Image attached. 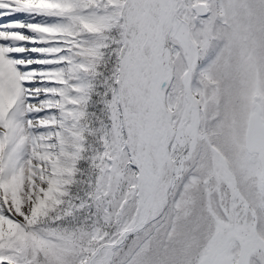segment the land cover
Instances as JSON below:
<instances>
[{"label":"snow or ice","instance_id":"6c2138e0","mask_svg":"<svg viewBox=\"0 0 264 264\" xmlns=\"http://www.w3.org/2000/svg\"><path fill=\"white\" fill-rule=\"evenodd\" d=\"M0 51L18 74L3 85L0 264H33L53 229L71 240L86 199L99 213L115 195L100 182L80 195L77 161L105 179L131 173L146 198L147 161L178 142L169 108L198 109L211 79L234 85L249 51L264 63V0H0Z\"/></svg>","mask_w":264,"mask_h":264},{"label":"rangeland","instance_id":"374dc122","mask_svg":"<svg viewBox=\"0 0 264 264\" xmlns=\"http://www.w3.org/2000/svg\"><path fill=\"white\" fill-rule=\"evenodd\" d=\"M39 1H43V5L50 3V0ZM44 22L50 21L46 18ZM205 55L212 59L216 53L209 48ZM239 56L240 53H234L232 62L237 63ZM204 59L202 56L201 63ZM199 70L194 67L190 73L186 69L184 72L194 82H199L200 77H194ZM17 76L0 51V119L11 107L12 99L4 90V82H15ZM210 82L216 90L207 94L201 90L203 98L197 99L198 109L194 108L189 114L181 110L179 103L169 108L170 115L178 121L175 128L178 142H173L167 154L163 153L160 170L159 153L147 161L150 182L159 171L160 177L146 220L124 238L125 232L138 223L140 212L149 203L150 185L146 198L141 199L137 191L139 185L134 182L129 228L114 244H105H119L118 247L101 250L91 264H112L119 258H126L125 264H213L215 260H219V264H264L261 254L264 183L260 179L257 157L245 150L248 121L255 114L256 106L260 108L264 122V63L258 53L249 51L234 85L221 84L215 79ZM208 130L209 135L213 134L212 146L206 137ZM4 145L8 150L7 144L0 143V157L6 152ZM193 163L194 171L185 177ZM119 179L129 183L135 177L120 173ZM196 211L202 215L199 219L194 215H197ZM0 222L2 233L3 222ZM12 227L10 223L9 228ZM84 237L80 235L79 246L72 248L67 246L71 245L69 241L64 242V247L58 244L55 248L59 259L55 260L87 264L98 250L92 252L91 247V241H98V236L93 234L88 241ZM49 241L48 237L41 248L52 245ZM50 260V263L48 260L40 263L52 264L53 259ZM33 264L39 262L33 258Z\"/></svg>","mask_w":264,"mask_h":264},{"label":"trees","instance_id":"16d2710c","mask_svg":"<svg viewBox=\"0 0 264 264\" xmlns=\"http://www.w3.org/2000/svg\"><path fill=\"white\" fill-rule=\"evenodd\" d=\"M197 76L198 75L194 76L195 79L197 78ZM209 134L210 133L208 130L206 133V137H207L209 144L212 146L213 145V134L212 135H209ZM94 147H96V144L94 142V137L90 136L87 140L86 150L90 152L92 148ZM77 163L80 164V170H82L81 176L79 178L81 180V183L79 185L80 195H84V191L88 189L90 186L94 185V183L96 182L104 183L106 185L105 192H104L105 197L112 196L113 192L115 193V195L113 196L111 200H109L103 206V210L100 211L99 213H97L94 210L95 205L92 203V201L90 199H86L85 203L91 204L93 211L91 212V214H89L88 208H85L83 210L84 215L81 216L82 223L80 226H78V229L72 235L71 240L64 239L63 237L64 233L61 229H53L52 231H50L47 235L50 238L49 242L52 245L47 246L45 248L38 249L33 257L35 258V262L37 260L39 264H41L40 262L47 261V260L50 263L51 262L50 259H53L52 264H57L58 261H56L55 259H59V258H58V253L55 247L58 246V244L64 247V242H68V241H69V244L71 245H67V246L70 248H72V246H79L78 237H80V235H84L85 236L84 239L88 241L93 234H97L98 241L96 242L91 241V247H93L92 252H95L97 249H99L105 244H114L117 240H119L120 236H122V234L129 228L131 224V213L133 210L132 207H130V203L132 202L131 201V186L134 184V182L131 179L129 183L121 181V179L117 181L116 178H111V177L105 179L102 175L97 177L94 173V170L91 169L87 163H84L82 161H77ZM195 167L196 166H194V163H193L189 171L186 173L185 177L191 175L189 172L191 171L192 173ZM126 180H127V177H126ZM109 187L112 189V192H109L107 190ZM121 190H122V195H121ZM196 213L197 215L196 214L194 215L198 217L199 219V217H201L202 215L199 214L197 211ZM104 231H105V234H104ZM51 235H53L54 237L51 238ZM55 237L56 239H54ZM127 239H129L128 242H130L131 240L130 237ZM58 241L60 243H58ZM40 255L43 256V259H39ZM69 259H71L70 256H69ZM125 259L126 258L116 259L115 263L113 262L112 264H125L127 263V262H124ZM63 261H66V260H63ZM58 264H68V263L62 262Z\"/></svg>","mask_w":264,"mask_h":264},{"label":"water","instance_id":"95a60500","mask_svg":"<svg viewBox=\"0 0 264 264\" xmlns=\"http://www.w3.org/2000/svg\"><path fill=\"white\" fill-rule=\"evenodd\" d=\"M245 150L247 154L254 155L257 157L259 166H260V179L264 183V122L261 120V110L258 106L255 108V114H253L248 121L246 136H245ZM163 154V153H160ZM161 168V162L159 161V170ZM160 176V171H159ZM157 182L153 185V188L151 189L150 197H149V203L145 206V208L142 211V217L139 219L138 223L125 232L124 238L128 233H132L138 227L146 220V215L149 210V204L152 202L154 198V188L156 186ZM123 238V240H124ZM119 244L115 245H104L98 251L96 252L95 256L89 261L88 264H91L94 258L101 252V250L108 248V247H118ZM264 254V248L262 250Z\"/></svg>","mask_w":264,"mask_h":264},{"label":"bare ground","instance_id":"6f19581e","mask_svg":"<svg viewBox=\"0 0 264 264\" xmlns=\"http://www.w3.org/2000/svg\"><path fill=\"white\" fill-rule=\"evenodd\" d=\"M26 2L27 3H35V4H37V5H43V1L41 2V1H39V0H26ZM20 18H22L23 20H25V22H33V23H36V22H44V20L46 19V18H44V17H36V18H32V17H29V16H26V15H22ZM5 22H7V20L5 19ZM26 34H28V35H33L32 33H27L26 32ZM22 44H23V46H25V47H29V48H31V47H34V46H39V45H30V44H27V43H25V42H21ZM23 55H25V56H27L28 54L27 53H25V54H23ZM31 58H38V54H33V56L31 57ZM154 179L155 178H153V180H152V182L154 181ZM152 182H150V188H151V186H152ZM1 223V222H0ZM2 225V224H1ZM1 228V227H0Z\"/></svg>","mask_w":264,"mask_h":264}]
</instances>
